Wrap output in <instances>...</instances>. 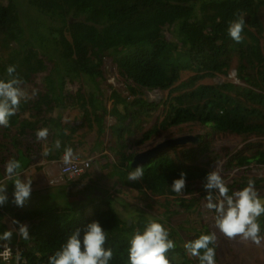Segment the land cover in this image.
Returning <instances> with one entry per match:
<instances>
[{"label":"trees","instance_id":"obj_1","mask_svg":"<svg viewBox=\"0 0 264 264\" xmlns=\"http://www.w3.org/2000/svg\"><path fill=\"white\" fill-rule=\"evenodd\" d=\"M241 13L246 23L243 41L236 43L227 29L229 22ZM165 30L174 40L167 39ZM263 30L264 0H0L3 45L0 79H8L7 67L15 65L16 73L26 84L35 74L47 69V60L53 62L45 77V90L38 92L34 99L22 100L9 126L0 127L3 131L0 167L10 158L6 154L9 152L12 158L21 161L20 170L25 169L28 162L43 156L44 143L51 149L47 155L49 160L60 159L67 147L75 152L86 137L78 130L87 121L89 130L94 131L96 127V145L101 148L91 153L113 157L110 161L113 170L108 175L116 176V183L137 188L143 195L183 196L202 191L199 196L191 195L188 201L182 198L183 203L188 202V207L196 204L207 193L203 184L212 162L217 160L210 156L209 161L196 162L202 154L210 152L207 141L184 149L177 144L171 145L169 151L174 149L176 154L162 151L152 155L141 164L143 178L128 180V173L136 167L132 162L139 152L137 147L157 128L135 137L130 122L134 124L138 113L151 114L161 105L138 92L146 89L170 92L167 102H163L167 107L161 122L163 127L199 121L210 124L216 132L264 135ZM105 57L113 59L119 75L127 83V96L113 88L110 97L115 105H123L125 116L122 118H130L125 130L132 136L120 134L106 123L109 111L97 95L103 89L98 78L103 79ZM233 57L237 59V76L246 86L231 82L191 86L205 76L225 73ZM183 68L195 70L196 80L185 82L184 87L191 89L172 94L183 85L178 84ZM82 78H87L91 90L79 89L70 96L67 82ZM130 95H134L132 99ZM69 104L80 108L83 121L77 120L74 124L64 121L63 109ZM130 108L135 110L131 112ZM25 111H29V115L22 117ZM12 128L15 132H11ZM40 128L49 130L46 141L36 139L35 133ZM107 135L109 139H105ZM6 137L8 142L4 140ZM57 139L61 141L59 149L54 147ZM233 159L239 165L264 164V150L259 149L250 156L236 154ZM227 164L230 166L232 160ZM182 171L186 173V188L177 194L172 191L171 184ZM4 174L0 181L6 177ZM92 174L89 170L78 179L67 181L77 184L87 179L81 192L82 198L89 201L79 202L70 195L71 203L67 206L18 210L13 214L20 223L25 219L30 221L31 238L20 240L24 249L19 264H47L48 257L77 229H80L83 247L84 231L93 221H99L107 233L105 248L113 249L114 256L109 264H127L130 237L137 228L144 227L149 217L159 216L146 215L142 211L134 218V213L128 218L121 216L114 206L116 199L108 188L95 182L97 179ZM2 215L0 211V219ZM259 222L264 227V215ZM0 227L4 232L6 226L0 224ZM208 232L212 229L207 225L196 228L192 239ZM15 235L13 231L10 243L15 241ZM175 244V249L168 253L171 264H196L177 242Z\"/></svg>","mask_w":264,"mask_h":264},{"label":"rangeland","instance_id":"obj_2","mask_svg":"<svg viewBox=\"0 0 264 264\" xmlns=\"http://www.w3.org/2000/svg\"><path fill=\"white\" fill-rule=\"evenodd\" d=\"M165 33L167 39L174 40L168 30H165ZM261 41L264 42V30L261 34ZM180 47L181 45H179V48ZM261 51L263 57V62L261 65L264 67V48L261 49ZM46 63L47 69L45 71L35 74L31 81L23 84V87L28 94V99H34L37 97L38 92H43L45 90V77L49 70L53 67V62L50 60H47ZM236 66L237 59L233 57L231 65L226 69L225 73L219 72L213 76H205L198 79V81L195 83H191V86H197L200 84H221L224 82H231L241 86H246V83L238 78ZM102 70L103 79L98 78V80H100V84H102L101 86L103 89L100 93H97V95L104 100V104L109 111L107 114L106 123L110 127H113V130L120 132V134L124 132L125 136H132V133H127V130H125L127 129L125 124L130 122V118H122L125 116L123 105H115L114 99L110 97L113 88L120 92L122 96H127L129 94L127 83L119 75L116 64L112 58H104ZM195 74V70H192L191 68H183L181 72V79L178 82V84L182 83L183 85L181 84L182 86L177 87L179 89L173 90L172 94H180L183 91L191 89L190 87H184V84L189 80L194 82L196 80L194 78L196 76ZM110 85H112V87ZM90 87L91 84L87 78H82V80L78 79L75 81H68L66 84V89L70 96L75 95L79 89H82L84 92L89 91L91 90ZM138 94L143 95V97L149 101H155L161 104L159 105V108L152 111L151 114L138 113L136 118L137 120L135 119L136 121H133L134 124L130 122V124L133 126V134L135 137L138 136V134H141L157 126L151 137L147 139L144 144L137 147L139 150L138 154L148 151L151 152L153 149H158L160 146H163L158 150L153 151V153L147 155L145 158L148 160L154 154L162 151H169L171 145L167 143L168 141L175 139L184 140L188 136H199L201 138L199 142H193L187 139L185 142L177 143V145H180L181 148L184 149L199 144L202 140L207 141L209 143L210 152L202 154L198 160H196V162L200 163L209 161L210 156L216 157L217 160L212 162L210 169L211 171L217 169L220 172L231 191L242 189L247 185L249 178H251L257 181V183H255L256 190L262 197H264V164L251 163L239 165L233 159L236 154L250 156L259 149L264 150V135L251 134L246 136L236 133L216 132L212 129L210 124H204L199 121H189L182 124L167 125L163 127L161 122L166 115L167 108L164 106L163 102L167 100L170 92L168 90L162 91L159 89H146L144 91L139 90ZM134 95H130L131 99ZM129 110L132 112L135 109L130 108ZM63 111L64 121L66 123L68 122L69 124H74L77 122V120H82L80 108L77 106H72L69 104V106L66 107V109H63ZM28 115L29 111H25L21 116L26 117ZM121 122H123V124ZM85 124L86 125L82 126L78 130V133L84 134L86 136L83 139L86 141L83 143H85L88 147L89 143L91 142L90 139H92L90 135L93 133L96 135V127H94V131H91L89 130L87 121ZM120 124H122L123 127L120 126ZM14 130L15 129L12 128L11 132H15ZM2 134L3 131L0 130V138L2 137ZM109 137L110 136L107 135V138L105 139H109ZM6 138L7 139L4 140L8 142L9 138ZM181 148H178L177 150L181 151ZM169 152L176 154L174 149L170 150ZM4 153L5 150L3 149L1 154L3 155ZM6 154L7 157H10L8 159L12 158L9 152ZM87 157L92 159L93 165L90 169V172L95 174V178L97 179L95 182L98 181L99 186H104L105 188L109 189L108 192L116 199L114 206L117 208L121 216L128 218V215L134 213L132 216V218H134L139 211H142L146 215L164 217L165 226L169 229L170 234L173 235V237L170 238L177 242L183 249L184 243L188 240H191L195 236L196 228L207 225L212 229V232L216 233L217 236L215 243L216 264H264V242H262L260 246H256L251 241H241L239 238L229 239L223 233H221L218 228H216L214 221L215 213L207 210L204 207L207 193L203 194L196 204L192 206L190 205L189 207L187 206L188 202H182V198L184 197L188 201L191 195L199 196V194H202V191H195L193 194H187L183 196L154 194L143 195L137 188L122 186L121 184L116 183V176L108 175V173L113 170L110 162L113 160V157H106L105 155H101V153L98 152H93V155L88 154ZM229 160H232V164L230 166L227 164ZM85 180L87 181V179H84L83 181H79L77 184L66 182L63 184L45 187L42 189V191L31 192L30 198L27 202L29 203L30 207L26 208L42 210L59 204L62 206H67L69 203H71V200H68L70 195H72V197L79 202H84L85 200L89 201V199L82 198L83 194L81 189H83L85 186ZM106 207L107 204H104L103 208ZM89 211L90 210L88 209L87 213ZM131 221L132 220L129 218V222ZM21 223L26 224V222ZM180 226L182 227L181 229L179 228ZM18 227L19 225H17V228ZM174 228H176L175 233H173ZM0 233H3L1 229ZM261 235L264 236L263 226H261ZM14 237V243H17V233ZM21 239L22 238L20 237V240ZM1 243L2 242H0V244ZM19 243L22 244L20 241ZM187 256L196 264H199L197 258L191 257L188 254ZM0 264L2 263L0 262Z\"/></svg>","mask_w":264,"mask_h":264},{"label":"clouds","instance_id":"obj_3","mask_svg":"<svg viewBox=\"0 0 264 264\" xmlns=\"http://www.w3.org/2000/svg\"><path fill=\"white\" fill-rule=\"evenodd\" d=\"M244 14L229 22L228 35L236 43L243 41L242 33L245 27ZM8 79H0V127H8L9 120L20 107L22 100L28 99L23 87V80L16 73V66L7 67ZM36 139L46 141L49 135L48 128L37 129ZM54 147L59 149L61 141L57 139ZM51 149L45 148L43 155H48ZM73 150L67 147L63 162L68 165L72 162ZM20 160L9 159L5 165L7 180L14 182L12 202L18 207H24L32 191V179H21ZM144 176L143 165H137L128 173V180L138 181ZM7 183H0V206L8 202ZM207 191L204 207L215 213L214 221L219 229L229 239L239 238L241 241H251L256 246L264 242L261 235L259 218L264 215V197L255 187V180L249 178L247 185L240 190L231 191L220 172L210 171L203 184ZM172 191L181 194L186 188V173L181 172L179 178L171 184ZM19 227L15 228L17 235L23 240H29V228L26 224L14 221ZM13 237V230L0 233V242H9ZM216 233H201L197 238L188 240L183 247L186 253L198 259L199 264H216ZM107 233L99 223L93 221L86 226L83 235V247L80 239V229H77L66 241L47 259V264H109L114 252L111 247L105 248ZM176 244L170 238V231L165 226L164 217H149L142 229L137 228L130 237L127 249V264H171L168 253L174 250ZM22 259V253L17 250V264Z\"/></svg>","mask_w":264,"mask_h":264},{"label":"crops","instance_id":"obj_4","mask_svg":"<svg viewBox=\"0 0 264 264\" xmlns=\"http://www.w3.org/2000/svg\"><path fill=\"white\" fill-rule=\"evenodd\" d=\"M90 136L92 138V139H90V141H91L89 143L90 146L88 145V147H87L86 144L83 143L86 141V140H84V141H82V143H80V145L76 149V151L73 152L74 154H78L80 156H83V157L86 156L87 157L88 154L93 155V153H91L93 150L96 151V150L101 149V148H99L98 145H96V138H97L96 135L93 133ZM44 145H45V143L43 144V147L45 150V148H47V144L45 146ZM8 160L9 159H6L4 161L5 163L1 165L0 176H3V174L5 172V165H6ZM19 171L21 174L20 175L21 179H27V178L32 179V191L31 192L42 191V189H44L45 187L53 186V185L49 184V180L51 178H53L54 176L58 175V173H59L58 159L57 160L56 159L49 160L47 158V155L46 156L43 155L41 157H38L37 160L28 162L27 167L25 169H22ZM92 177H95L94 173L92 174ZM67 181L68 180L64 181V183H66ZM0 183H7L6 190H7V195H8V202L5 205L0 206V211L3 213V215L0 219V224L6 226V228L4 229L5 231L9 230V229L16 231L15 228H17L18 224H14L13 222L18 221V220H17L16 216L13 214H15L18 210H35V209L26 208V207H30L29 203L25 204V206H24L25 208H22V207L16 206L12 202L13 194H14V182L7 180L6 177H4V179H2L0 181ZM56 185H58V184H56ZM12 216H14V217H12ZM24 222H26L27 225L30 224V221L28 219H25L23 221V223ZM0 228H2V227H0ZM18 241H20L19 235H18Z\"/></svg>","mask_w":264,"mask_h":264},{"label":"built area","instance_id":"obj_5","mask_svg":"<svg viewBox=\"0 0 264 264\" xmlns=\"http://www.w3.org/2000/svg\"><path fill=\"white\" fill-rule=\"evenodd\" d=\"M3 51L2 36L0 34V53ZM63 156L58 159L59 173L49 180V184H63L64 181L74 179L92 168V159L83 158L80 155H73L72 162L68 165L64 164ZM24 247L19 243L3 242L0 245V262L2 264H17L16 252L19 250L22 253ZM20 263V262H19Z\"/></svg>","mask_w":264,"mask_h":264},{"label":"water","instance_id":"obj_6","mask_svg":"<svg viewBox=\"0 0 264 264\" xmlns=\"http://www.w3.org/2000/svg\"><path fill=\"white\" fill-rule=\"evenodd\" d=\"M190 140V141H193V142H199L201 140V138L199 136H188L186 137L184 140H180V139H175V140H172V141H168L167 143H169L170 145H173V144H177V143H180V142H185V140ZM160 147H163V146H160ZM159 147V148H160ZM158 148V149H159ZM158 149H153V151L155 150H158ZM153 151H148V152H143V153H139L135 156V159L134 161L132 162L133 165H141L143 163H145L146 161H148L145 157L147 155H149L150 153H153Z\"/></svg>","mask_w":264,"mask_h":264}]
</instances>
